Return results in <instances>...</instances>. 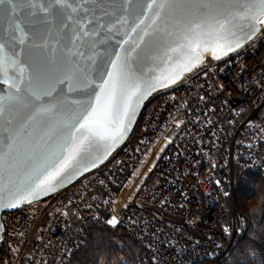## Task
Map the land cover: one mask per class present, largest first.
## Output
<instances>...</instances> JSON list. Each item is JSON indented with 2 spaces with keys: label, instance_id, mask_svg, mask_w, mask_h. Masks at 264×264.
<instances>
[{
  "label": "built area",
  "instance_id": "2783aa9c",
  "mask_svg": "<svg viewBox=\"0 0 264 264\" xmlns=\"http://www.w3.org/2000/svg\"><path fill=\"white\" fill-rule=\"evenodd\" d=\"M144 113L142 132L138 122L99 167L2 214L0 264H71L88 225L113 215L146 248L137 264L232 263L248 234L239 184L264 178V26L153 94Z\"/></svg>",
  "mask_w": 264,
  "mask_h": 264
},
{
  "label": "snow or ice",
  "instance_id": "6c2138e0",
  "mask_svg": "<svg viewBox=\"0 0 264 264\" xmlns=\"http://www.w3.org/2000/svg\"><path fill=\"white\" fill-rule=\"evenodd\" d=\"M261 25L264 0H0V209L55 191L82 153L102 143L106 155L124 137L148 92ZM117 31L120 51L100 56ZM71 93L82 99L66 109L58 96Z\"/></svg>",
  "mask_w": 264,
  "mask_h": 264
},
{
  "label": "trees",
  "instance_id": "16d2710c",
  "mask_svg": "<svg viewBox=\"0 0 264 264\" xmlns=\"http://www.w3.org/2000/svg\"><path fill=\"white\" fill-rule=\"evenodd\" d=\"M144 116L145 113L139 121L135 136L142 132ZM258 179L259 187L254 188ZM263 179L260 175L258 177L249 173L245 175L244 182L239 184L237 205L247 219L248 234L234 247L231 264H257V260L249 257L251 251H254L257 257H260L261 264H264ZM253 201L257 202L256 207L249 213L246 209ZM146 252V248L130 234L101 219L88 225L86 242L73 257L71 264H137Z\"/></svg>",
  "mask_w": 264,
  "mask_h": 264
},
{
  "label": "water",
  "instance_id": "95a60500",
  "mask_svg": "<svg viewBox=\"0 0 264 264\" xmlns=\"http://www.w3.org/2000/svg\"><path fill=\"white\" fill-rule=\"evenodd\" d=\"M261 26H264V25H261ZM261 26H260V28H261ZM149 31H150V29H149ZM130 34H131V38L133 40H137V34L136 33H130ZM113 35L115 36V39H110L107 41L106 44H100L99 45V49L102 50L100 52V56H105L106 54H110L112 52H119L120 51V48L118 45H119V42L122 41L124 38L122 31L114 32ZM124 47L128 48V45L126 44V45H124ZM86 54H87V50H86ZM208 57L213 58L210 54H205L204 59L201 62L206 60ZM112 58L114 59V57H112ZM99 62L100 61L98 58V64H99ZM197 65H195L194 67H196ZM194 67H192V69ZM188 72L189 71L184 72L180 76V78L178 80H176L175 83L180 81L183 78V76ZM175 83L168 84L166 87H162V88L158 87L154 91L148 92V94L144 97V99L142 101H140L139 105L136 107L135 116L133 117L131 122L128 124V130H127L126 134L115 146H113L109 151H107L106 155H104L105 149H104V146L102 143L94 144L90 155L82 153L79 157H77V159L79 160V165L77 166L74 164V167H76V169H77L74 174L72 173V170L69 169L68 174L64 176L62 183L55 185V191H51L47 195H41L37 199H34L30 202L42 199V198H44V197H46L52 193H55V192L65 188V187L69 186L70 184L74 183L76 180L81 178L83 175L91 172L92 170L96 169L101 164H103L113 154V152L116 151L124 142H126L131 137V135L134 133V131L136 130V128L138 126L139 118L142 115L144 109L146 108L147 102L152 97V95L155 94L156 92L162 90V89H165V88L175 84ZM6 87H7L6 85H4L2 82H0V91H4L6 89ZM58 98L64 101L66 109H74L75 105L72 102L75 100H78V99H82V97L76 93L68 94L67 97L60 95V96H58ZM45 99H48V98H45ZM50 123H52L51 117H43L42 118V123H41L40 129H39L40 134H43V132L48 130ZM97 156H99L101 158L98 160H95V157H97ZM93 161H94V166H93ZM0 195L6 196L7 193H0ZM25 202L28 203L29 201H25ZM21 205H19L18 207H20ZM18 207L8 208V209H0V242L2 240V233L4 231V226H3V223L1 220L2 214L5 211L15 210Z\"/></svg>",
  "mask_w": 264,
  "mask_h": 264
},
{
  "label": "clouds",
  "instance_id": "9594fccd",
  "mask_svg": "<svg viewBox=\"0 0 264 264\" xmlns=\"http://www.w3.org/2000/svg\"><path fill=\"white\" fill-rule=\"evenodd\" d=\"M256 201H253V202H251L248 206H247V211L249 212V213H251L254 209H255V207H256Z\"/></svg>",
  "mask_w": 264,
  "mask_h": 264
},
{
  "label": "rangeland",
  "instance_id": "374dc122",
  "mask_svg": "<svg viewBox=\"0 0 264 264\" xmlns=\"http://www.w3.org/2000/svg\"><path fill=\"white\" fill-rule=\"evenodd\" d=\"M255 176H258L259 177V175L258 174H254ZM264 180V179H263ZM264 182V181H263ZM255 186H254V188H258L259 187V179H258V183L257 184H254ZM240 197V196H239ZM264 199V198H263ZM115 226H117V225H115ZM232 262H233V260H232ZM104 264H106V263H104Z\"/></svg>",
  "mask_w": 264,
  "mask_h": 264
}]
</instances>
